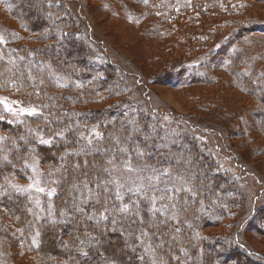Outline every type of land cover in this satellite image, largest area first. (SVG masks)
Returning a JSON list of instances; mask_svg holds the SVG:
<instances>
[{
	"label": "trees",
	"instance_id": "trees-1",
	"mask_svg": "<svg viewBox=\"0 0 264 264\" xmlns=\"http://www.w3.org/2000/svg\"><path fill=\"white\" fill-rule=\"evenodd\" d=\"M131 1L148 31L182 32L200 51L204 75L185 60H169L161 79L175 89L213 85L218 75L210 65L216 67L249 98L264 136V43L255 36L264 25L239 18L246 0ZM0 20L27 34L0 48V264H18L15 249L34 264H264V254L235 234L245 227L264 236V204L236 225L245 198L183 126L193 130L194 118L170 112L171 120H163L145 96L132 95L127 73L100 57L65 0H0ZM223 21L229 31L214 44ZM3 101L27 112L15 117ZM242 132L234 130L230 140L245 146ZM254 151L264 155V145ZM128 157L137 169L164 168L181 179L171 213L156 209L146 191L117 187L120 162ZM34 160L53 188V214L37 220L31 199L14 186ZM226 221L224 232H204Z\"/></svg>",
	"mask_w": 264,
	"mask_h": 264
},
{
	"label": "rangeland",
	"instance_id": "rangeland-1",
	"mask_svg": "<svg viewBox=\"0 0 264 264\" xmlns=\"http://www.w3.org/2000/svg\"><path fill=\"white\" fill-rule=\"evenodd\" d=\"M65 2L71 14L88 29L98 45L97 53L100 57L111 60L127 73L126 82L132 95L145 96L152 107L163 112V120H171L170 112L194 118V121L187 118L193 130H189L184 123L183 126L196 139L202 141L217 169L225 171L237 181V187L245 198L243 214L239 221H235L236 225L246 220L255 208L264 204V155L253 153L255 148L264 145V136L256 128L249 98L231 83L226 82L225 76L211 65L213 77L218 75L213 85L201 84L175 89L173 84L164 81V78L161 79V74L167 70L165 62L169 60H185L187 67L192 68L194 74L204 75L205 69L199 67L200 58L196 57L200 51L185 42L182 32L156 35L148 31L144 24L145 20L140 19L139 15L135 18L134 1L65 0ZM245 2V7H242L238 14L239 18L245 22L264 25V0ZM224 22L220 23L219 29L213 31L212 43L218 44L228 33L229 26ZM16 34L27 36L18 24L0 20V48L7 45ZM255 36L264 43V34ZM165 46H168L169 50L164 49L167 53L161 55ZM72 47L77 51L81 44L76 41ZM261 62L259 69L264 71V60ZM55 74L63 78L60 72ZM262 87L264 88V85ZM2 103L4 110L15 117L27 112L26 108L17 104L14 107L8 101ZM234 130L244 131L242 138L238 139H243L245 146L239 144V140H230L229 135ZM120 166L123 170L116 180L119 189L128 192L146 191L150 194L156 209L168 213L174 210L173 193L183 187L179 177L164 168L150 166L137 169L130 164L129 157L120 162ZM14 186L18 192L26 194L31 199L36 220L53 214L50 202L53 188L45 179L36 160L29 162L28 176L15 182ZM41 188L44 190L40 191ZM227 224L228 221L222 226L206 228L204 232L208 234L224 232ZM235 234L240 243L264 254V236H256L245 227H238ZM11 256L18 264H34L22 250H13Z\"/></svg>",
	"mask_w": 264,
	"mask_h": 264
},
{
	"label": "snow or ice",
	"instance_id": "snow-or-ice-1",
	"mask_svg": "<svg viewBox=\"0 0 264 264\" xmlns=\"http://www.w3.org/2000/svg\"><path fill=\"white\" fill-rule=\"evenodd\" d=\"M31 114V113H30ZM91 141H89V143H90ZM41 143H49V141H45V140H41ZM142 154V153H141ZM129 170H131V169H129ZM109 182H111V181H109ZM73 187H75V185H73ZM44 189H40V191H43ZM105 191H107V189L105 188L104 189ZM85 255H86V253H85Z\"/></svg>",
	"mask_w": 264,
	"mask_h": 264
}]
</instances>
